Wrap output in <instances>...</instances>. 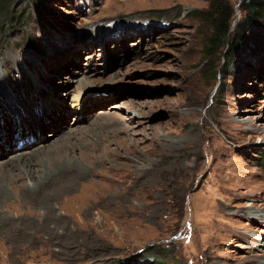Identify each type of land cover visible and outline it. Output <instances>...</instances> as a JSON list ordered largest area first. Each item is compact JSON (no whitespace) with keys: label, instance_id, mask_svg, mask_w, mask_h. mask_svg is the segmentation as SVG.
Returning a JSON list of instances; mask_svg holds the SVG:
<instances>
[{"label":"rangeland","instance_id":"1","mask_svg":"<svg viewBox=\"0 0 264 264\" xmlns=\"http://www.w3.org/2000/svg\"><path fill=\"white\" fill-rule=\"evenodd\" d=\"M222 1L234 9L233 39L243 0ZM210 2L44 0L51 14L19 0L8 9L28 20L15 27L0 13V87L10 97L0 98L9 101L13 122L28 129L32 116L44 114L49 93L37 80L68 113L66 131L81 128L68 145L57 136L22 151L46 146L33 160L47 172L71 166L60 179H78L70 190L67 184L38 198L20 189L18 202L7 190L10 204L0 202V264L264 261V219L250 216L264 215V55L245 70L242 46L224 71L226 58L218 52L209 72ZM259 22L247 34L252 28L264 35ZM78 77L93 84L79 92ZM87 91L115 96L75 125L79 106L71 115L68 103ZM129 101L143 104V113ZM101 111L115 114L110 127L92 124ZM117 125L129 130L110 129Z\"/></svg>","mask_w":264,"mask_h":264},{"label":"bare ground","instance_id":"2","mask_svg":"<svg viewBox=\"0 0 264 264\" xmlns=\"http://www.w3.org/2000/svg\"><path fill=\"white\" fill-rule=\"evenodd\" d=\"M111 36H112V34H111ZM110 40H111V38H110ZM90 43H92V42H90ZM77 48H79V47H77ZM74 68L78 69V67H74ZM93 71H95V69ZM76 74L77 73H74L75 76L78 75V74L77 75ZM34 79L36 80V78H34ZM75 79H76L75 81H77V85H79L78 86L79 92H81L82 90H85V88H87V87L88 88L91 87V85L93 84V79L91 77H89V78L78 77ZM45 81H48V80H45ZM36 82L39 85V87H41V90L45 94L49 93V95H48V98L46 99L47 106L45 108L44 114L42 116H37V117L32 116L33 121L31 122L28 129H25V127L23 126L24 123H21V125H20L21 128H20L19 125H17L19 122L18 123L13 122V120H15V119L12 116V114H13L12 111H10V108L8 107L9 101L6 100L7 98H4V99L0 98V160L4 159V158H9V156H10L9 160H7L6 162L0 163V202L4 203L6 205L10 204L9 203L10 202V196H9V193L7 190H11L14 193V195L16 196L15 202H18V193H19L20 189L22 191H24V194H27L28 197L38 198L39 197L38 194L46 195V194H48V191L50 189H52V188L57 189V187L66 186L67 184H68L67 185V187H68L69 184H71V182H72L71 180L75 181L76 179H78L77 178L78 174L77 175L74 174L75 176L69 178L70 180L67 179L68 181H70L68 183H67V181L60 179L61 175H63V173H65V172L69 171L71 166L65 167L63 164L57 168H53L51 166L50 167L51 172H47V170H45L44 167L42 168L37 163L38 162L37 159L33 160L35 155L39 159L38 155L46 150V146H42V147L38 148L33 153H31V151L28 152L29 154L22 152V151H25L31 147L34 148V147H36L39 144H42L44 142H48V141H50L51 137H57V136H58L57 140H64L65 139L64 142L66 143V145H68V144L72 143L68 140L69 136L77 133L76 131L81 129L80 127H78V128L73 129L72 131H66L64 124L66 123L65 121H66V116L68 115V113H65L64 109L62 108L61 103L58 100H56L57 98L54 95L55 94L54 91L49 86L45 87L44 83H40L37 80H36ZM52 86H53L55 92H56V90L58 92H61V90L58 87H55L54 85H52ZM78 90H76V93H78ZM95 91H96V89H95ZM58 92H56L57 95H58ZM88 92H91V91H87V92L78 94L76 96V98L72 99L68 103V106H69L68 110L69 111H66V112H70V114L75 112V110H76V109L75 110L72 109L73 106H74V108H77L79 106L78 114L81 116L79 117V115H78L77 120H75V122H74L75 125L80 124L85 119L89 118L90 111L92 109H94V108L103 109L104 107H106V106H104L105 104L103 101H108L110 99V97L115 96L114 95V96H109V97L108 96L102 97L100 95L98 98V97H95L92 95L88 96L89 95ZM5 93L6 92H4L3 89L0 87V95H3L5 97H9V93H7V94H5ZM120 93H119L118 97H120V95H121ZM98 101L103 102V103H98ZM39 102H41V101H39ZM129 102H131V101H129ZM95 103H98V104L95 105ZM63 104H66V100H65V102H63ZM131 105L135 110H138L139 112H141L142 108L144 107L143 104L135 103V102H131ZM25 107L27 109H29L28 104L25 105ZM61 110H63V111H61ZM20 112H22V111H20ZM141 113H143V112H141ZM75 115H77V114H75ZM114 115L115 114H113V113L101 111V112H99L97 118L94 119L92 124H95L97 121H101V122L105 123L104 125L106 127H110L111 123L108 121L113 119V118L115 119ZM142 115H144V114H142ZM2 116H3V120H4L2 123H4V124L1 123V119H2L1 117ZM136 120H137L136 117H135V119L129 118L130 122H132V121L134 122ZM10 121H11V123H10ZM116 123L121 125L119 122H116ZM61 125L65 128V130L63 132L64 134L63 133L60 134L61 132L59 129L61 128ZM115 128H116V131L121 130V132H125V131L129 130V129H127V127L124 129H120L118 127V125H117V127L113 126L110 129H115ZM19 130H21V134H18ZM47 131L51 132L50 135H48V136H46ZM84 132H87V130H83L79 134L80 135L79 137L81 139H83ZM62 135H64V136H62ZM45 136H46V138H45ZM106 147H107L108 152L113 151L110 148V145L107 144ZM11 155H13V156H11ZM28 155H30V157ZM33 165L34 166L37 165V167L34 168V167H32ZM11 168L15 169V173L11 172ZM80 172L81 171H79V173ZM71 173L73 174V171ZM75 173H77V171ZM69 188L70 187H68V189ZM250 216H252L254 218L262 217V219H264V215L260 214V212H251ZM258 264H264V261H260Z\"/></svg>","mask_w":264,"mask_h":264},{"label":"trees","instance_id":"3","mask_svg":"<svg viewBox=\"0 0 264 264\" xmlns=\"http://www.w3.org/2000/svg\"><path fill=\"white\" fill-rule=\"evenodd\" d=\"M19 0H0V13L6 11V19L14 21V27L21 23L23 20L25 22V15L21 19L15 16L13 10L8 9L11 2H18ZM25 4L28 3L29 6L38 4V6L44 7L49 13L53 14L52 9L47 8L44 0H20ZM37 2V3H36ZM240 9L243 12L242 22L238 24L239 30L235 33L233 39L229 38V31L231 20L234 16V9L230 6V3L222 0H211L210 7L206 12V17L213 22V31L208 37L206 42V59L209 72L213 70V59L211 56L216 55L218 52H222L226 58L225 67L222 68L224 71L227 68H233V63L238 61V56L240 57V48L245 47L247 49L243 50L241 53V60L243 63V68L245 70L252 69L256 63L259 55H264V35L261 31L252 30L247 34L251 25L259 24V21L264 23V0H243L240 4ZM25 12V11H24ZM15 19V20H14ZM253 32L257 33L256 35ZM254 35V36H253ZM261 36V38H259ZM40 48L38 44H35ZM263 52V53H262ZM249 67V68H246ZM261 78H264L262 75ZM116 264H125V262L120 259Z\"/></svg>","mask_w":264,"mask_h":264}]
</instances>
